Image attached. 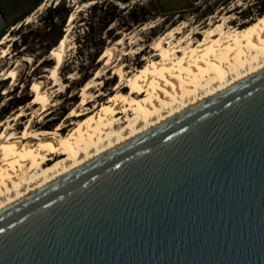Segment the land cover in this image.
Masks as SVG:
<instances>
[{
    "label": "water",
    "instance_id": "water-1",
    "mask_svg": "<svg viewBox=\"0 0 264 264\" xmlns=\"http://www.w3.org/2000/svg\"><path fill=\"white\" fill-rule=\"evenodd\" d=\"M0 229V264H264V67L1 206Z\"/></svg>",
    "mask_w": 264,
    "mask_h": 264
},
{
    "label": "bare ground",
    "instance_id": "bare-ground-1",
    "mask_svg": "<svg viewBox=\"0 0 264 264\" xmlns=\"http://www.w3.org/2000/svg\"><path fill=\"white\" fill-rule=\"evenodd\" d=\"M80 10L77 6L68 15L64 33L52 47L56 66L32 80L31 101L0 120V207L264 67V14L242 22L247 23L244 27L232 26L228 11L211 16L204 25H173L150 45L153 51L141 68L122 61L126 53L142 51L133 47V34L122 35L106 46L100 58L105 63L82 84L81 98L71 111L47 129L40 120L56 105L55 87L61 83L60 68L72 46ZM199 33L202 37L197 39ZM8 37L0 39V75L1 80L8 79L11 90L17 85L21 63L3 65L2 58L10 53ZM108 65L119 79L99 103L103 92L98 79Z\"/></svg>",
    "mask_w": 264,
    "mask_h": 264
},
{
    "label": "rangeland",
    "instance_id": "rangeland-1",
    "mask_svg": "<svg viewBox=\"0 0 264 264\" xmlns=\"http://www.w3.org/2000/svg\"><path fill=\"white\" fill-rule=\"evenodd\" d=\"M120 4L125 6L121 8ZM77 6L82 10L76 14L72 46L60 68L61 83L55 87L56 105L46 118L36 117L46 122L47 129L71 111L81 98L82 84L95 75L99 64L105 63L100 58H104L106 46L122 35L133 34V47L142 49L139 53H126L122 61L129 67L141 68L145 57L153 51L150 45L173 25L196 26L228 11L233 16L231 25L244 27L247 23L242 22L255 21L264 14V0H135V4L132 0H0V10L6 20L0 39L7 35L10 40V53L2 58V63L5 67L15 61L21 63L13 89L8 90V79L1 80L0 75V120L26 106L34 95L32 80L48 75V70L56 66L52 47L59 42L68 15ZM201 37L199 33L197 39ZM125 46L131 49L129 39ZM110 67L98 79V88L103 92L99 103L112 92L110 88L119 79Z\"/></svg>",
    "mask_w": 264,
    "mask_h": 264
},
{
    "label": "snow or ice",
    "instance_id": "snow-or-ice-1",
    "mask_svg": "<svg viewBox=\"0 0 264 264\" xmlns=\"http://www.w3.org/2000/svg\"><path fill=\"white\" fill-rule=\"evenodd\" d=\"M132 3L135 4V0H132ZM125 5L120 4L119 7L123 8ZM0 231H3V229H0Z\"/></svg>",
    "mask_w": 264,
    "mask_h": 264
},
{
    "label": "trees",
    "instance_id": "trees-1",
    "mask_svg": "<svg viewBox=\"0 0 264 264\" xmlns=\"http://www.w3.org/2000/svg\"><path fill=\"white\" fill-rule=\"evenodd\" d=\"M39 2H40V1H38L37 4H38ZM60 37H61V36H59V38H60ZM59 38H58V39H59ZM56 43H57V42H56ZM56 43H55V44H56Z\"/></svg>",
    "mask_w": 264,
    "mask_h": 264
}]
</instances>
